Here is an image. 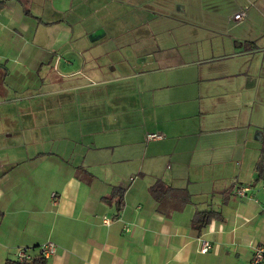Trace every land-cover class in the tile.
Segmentation results:
<instances>
[{
    "label": "crops",
    "instance_id": "crops-1",
    "mask_svg": "<svg viewBox=\"0 0 264 264\" xmlns=\"http://www.w3.org/2000/svg\"><path fill=\"white\" fill-rule=\"evenodd\" d=\"M28 1L0 3V264L17 263L18 250L34 260L46 241L55 251L40 256L43 264H250L264 242L257 169L264 148V0H174L176 17L207 27L216 45L185 48L209 55L182 63L189 71L172 83L179 90L169 94L171 118L150 117L139 143L104 140L112 132L96 123V108L105 97L113 102L108 87L89 80L95 69L84 49L82 61L77 53L53 60L44 46L50 41L35 40L34 31L60 15L43 20ZM115 1L154 15L167 0ZM230 9L244 15L234 19ZM86 36L94 42L105 31ZM59 37L51 44L63 39L78 50L67 42L70 34ZM34 85L45 89L29 94ZM64 110L72 112L67 120ZM242 185L249 189L239 196ZM206 211L218 216L199 228ZM200 238L211 242L209 253L198 252Z\"/></svg>",
    "mask_w": 264,
    "mask_h": 264
},
{
    "label": "rangeland",
    "instance_id": "rangeland-1",
    "mask_svg": "<svg viewBox=\"0 0 264 264\" xmlns=\"http://www.w3.org/2000/svg\"><path fill=\"white\" fill-rule=\"evenodd\" d=\"M169 1L164 3L161 9L163 12L154 15L143 11L141 7H134V4L120 5L115 0L28 1L27 8L43 20H55V14L60 15L58 18L61 21L36 25L34 31L35 40L50 41V45L44 46L51 49L53 60L60 57L68 59L76 53L81 60V51L84 49L87 55L83 56L90 65L93 64L89 68L95 69L93 75L92 72L89 73V80L97 82V89L108 87L106 93L112 96L113 102L110 97H105L106 102H101L96 108V123L105 125L112 132L110 138L104 139L106 141L120 143L133 140L139 143L142 138L140 133H145L153 125L149 122L150 117L163 120L171 118L168 114L173 105L169 103V94L170 91L174 93L179 90L175 89L172 83L186 79V73L189 71V66L182 63L190 57L206 58L209 55H205L207 52L198 55L195 52H204L209 42L212 46L216 45V38H212L214 33L206 31L207 27L202 24L194 25L179 20L176 17L179 10L176 2ZM179 3L182 6V3ZM53 5L57 8V13L52 9ZM227 13L232 16L234 10L230 9ZM77 14H83L84 17L80 16L82 20L76 19L79 18ZM229 24L234 25V22L229 21ZM97 27L105 31V36L92 42L86 34ZM186 32L192 34L190 41L182 39ZM60 33L70 34L71 37L67 41L69 44L76 41V52L68 50L63 39L61 44H51L60 38ZM87 45L90 53L85 51ZM186 47L195 52L186 54ZM145 57L147 62L138 66L137 61ZM79 59H76V62L80 63ZM148 70L151 72L148 73ZM100 80L110 84L100 85ZM163 83L169 84L170 89L161 87ZM44 85L53 87L47 82ZM39 88L40 86L34 85L28 93L36 94L45 89ZM249 91L251 92V89ZM99 93L102 95L105 91ZM153 98L157 103L154 110ZM71 113L70 110H64V119L67 120ZM112 115L117 117L116 122L110 121ZM67 126L62 127L65 132L69 130ZM97 140L100 141V137ZM142 141L144 147L149 144L145 137Z\"/></svg>",
    "mask_w": 264,
    "mask_h": 264
},
{
    "label": "built area",
    "instance_id": "built-area-1",
    "mask_svg": "<svg viewBox=\"0 0 264 264\" xmlns=\"http://www.w3.org/2000/svg\"><path fill=\"white\" fill-rule=\"evenodd\" d=\"M244 15V12H238L234 14V19H241V17ZM148 139H157L162 137L159 133H149L146 135ZM262 187L264 188V183L262 184ZM249 189V186H239L235 189V193L239 196H243ZM212 244L209 240L206 238H200L199 239V248L198 252L200 254H207L211 251ZM55 251L54 244L50 241H46L41 244L39 254L43 258H49ZM32 258L27 254L25 250H18L16 253V261L19 263L30 261ZM250 264H264V242L261 244H258L253 250V255L250 261Z\"/></svg>",
    "mask_w": 264,
    "mask_h": 264
},
{
    "label": "trees",
    "instance_id": "trees-1",
    "mask_svg": "<svg viewBox=\"0 0 264 264\" xmlns=\"http://www.w3.org/2000/svg\"><path fill=\"white\" fill-rule=\"evenodd\" d=\"M5 0H0V3L4 2ZM48 24V23H47ZM257 169L259 171V175L264 178V148L262 149V154L260 156L259 161L257 162ZM157 187H161L160 183H156L155 186H152V189H156ZM167 189V188H165ZM218 213L213 212V211H206V212H202L199 217H198V223H199V228H202L205 224H207L209 222V220L212 217H217ZM44 261L43 259L38 256L36 257L34 260H30V261H26V262H22V263H16V262H12V263H7V264H43Z\"/></svg>",
    "mask_w": 264,
    "mask_h": 264
},
{
    "label": "flooded vegetation",
    "instance_id": "flooded-vegetation-1",
    "mask_svg": "<svg viewBox=\"0 0 264 264\" xmlns=\"http://www.w3.org/2000/svg\"><path fill=\"white\" fill-rule=\"evenodd\" d=\"M98 29H100V27H97L94 31H96V30H98Z\"/></svg>",
    "mask_w": 264,
    "mask_h": 264
}]
</instances>
